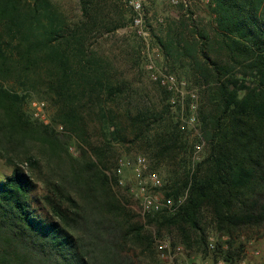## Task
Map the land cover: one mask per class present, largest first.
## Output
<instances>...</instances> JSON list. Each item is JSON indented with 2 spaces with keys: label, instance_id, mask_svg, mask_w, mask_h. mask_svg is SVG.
I'll return each mask as SVG.
<instances>
[{
  "label": "trees",
  "instance_id": "obj_1",
  "mask_svg": "<svg viewBox=\"0 0 264 264\" xmlns=\"http://www.w3.org/2000/svg\"><path fill=\"white\" fill-rule=\"evenodd\" d=\"M174 5L178 15L159 23L155 39L166 71L196 97L205 140L198 161L168 92L140 82L141 40L120 56L104 48L132 22L127 0H77L74 16L53 0H0V102L21 118V99L9 83L4 87L8 80L26 97L31 92L49 103L54 118L80 139L87 138L90 124L100 138L88 143L93 158L77 163L65 179L80 197L78 205L67 200L75 210L48 199L52 217L44 214L34 181L18 167L0 179V264L154 262L152 231L135 221L112 187L116 144L144 148L153 169L164 173L163 196L186 194L175 213L148 215L146 221L158 233L175 229L186 251L207 256L205 213L229 238L228 249L215 245L224 262L240 256L234 234L264 236V0H207L206 22L186 2ZM118 59L128 68L121 69ZM131 70L139 75L131 78ZM18 123L57 140L47 126Z\"/></svg>",
  "mask_w": 264,
  "mask_h": 264
},
{
  "label": "rangeland",
  "instance_id": "obj_2",
  "mask_svg": "<svg viewBox=\"0 0 264 264\" xmlns=\"http://www.w3.org/2000/svg\"><path fill=\"white\" fill-rule=\"evenodd\" d=\"M53 2L58 4L59 8L68 16H74L77 14V0H53ZM186 5L187 8L193 12L196 19H204V22L208 21L207 0H186ZM143 9L145 13V25L151 35V49H158L159 51V54L157 51L153 54L154 62L158 68L166 71L162 62L160 49L156 45L155 37L158 36L157 29L159 23H161L166 17L178 15L179 6L174 5L172 0H143ZM136 39L139 38L136 36L130 24V26L118 30L115 36L110 38L109 41H106V43H104V48L109 52L111 50L112 54L120 56L121 50L130 45ZM118 66L123 70L128 68L120 59H118ZM142 71L143 72L140 75L141 84L153 86L155 83L149 79L145 70V65L142 67ZM128 72L130 73L131 78L134 77L135 73H138L139 75L137 70H131ZM177 79L185 82L178 77ZM0 81L4 82L2 80ZM8 83L9 87L15 91L19 95V99H21L19 102L21 118L18 116H12V114L8 113V102H0V179L9 176L14 167H18L28 174L34 181L36 185L34 197L38 199L39 207L44 214L52 217L48 199L55 200L64 208L75 210L74 205L67 200L68 198H71L78 205L81 204L80 197L76 194L73 188L68 186V182H65V179H69L72 174V168L77 163L84 164L89 161V158H93L89 145L94 143L97 144L98 141H100L99 135L93 133L95 125L90 124L88 127V139H80L77 134L74 135L70 131L68 126L61 123L56 117L54 118V113L49 103L40 99L38 95L31 94V92L28 93L30 96L26 97L16 83L11 84L8 80L4 83V87L7 90ZM185 91L187 93H192L191 90H187L186 82ZM168 94L170 97V93ZM23 97L25 98L23 99ZM186 100L189 102H187L182 114L179 113L177 109H172V114L178 123L179 130L186 135L190 145L193 146L199 139H201L204 149L205 140L202 136L198 120L197 104L195 101L196 97L191 99L186 95ZM34 103L44 104L43 108L38 113L40 117L35 116V113H37L38 110L33 106ZM191 105L194 106L193 109L191 108ZM187 106L188 108L186 109ZM180 114L183 118L194 115L197 122L195 128L193 129L184 123L183 120H181ZM18 119H20V122H24V124L26 122H29L30 124L32 123L33 127L40 124L49 127L51 131L57 135V137H55L57 140L52 142L47 138H44L39 132L35 131V129H32V131L29 130V128L27 129L29 126H26V128L20 127ZM86 139L88 140L87 142H85ZM114 151V157L117 161L121 158L132 159L137 155L144 156L147 159L149 170L157 173L160 177L161 187L156 189V191L164 193L162 190L164 185V173L162 170L153 169L151 159L149 158L148 153L145 152L144 148L126 143L124 145H114ZM202 151L194 161H198L201 158L200 154ZM30 157L32 158L31 164L29 162ZM33 162L35 163V166L32 165ZM106 174L112 176L113 170L111 172L106 171ZM115 177L117 181L118 177L116 175ZM123 181L127 185L132 183V174L127 169L124 170ZM112 187L114 193L118 195L123 201L122 203L125 207L130 210L132 215H134L135 221L143 224L148 231H152L151 233L155 238L153 250L155 260L148 264H197V260L200 261L199 264H220L221 262H224L222 258L223 255L220 252H216L215 254V248L209 249V246L206 257L200 256L194 251H186L182 243V238L175 229L170 230L169 228H162L158 233V228L150 226L146 222L147 217L140 214L139 201L130 194L127 187L119 186L117 182L115 184L112 183ZM180 197L186 198V194ZM201 227L205 230L207 235L208 245L209 243H212L214 246L217 245L220 249L218 251L228 249V245L221 239L222 234L217 233L216 226L206 213L204 214V221L201 224ZM223 236L225 235H222V237ZM193 240L194 237L192 236L190 237L189 242ZM156 241L168 242L171 252L178 246H180L183 251L180 255H177L173 263H171L169 260L160 257L156 247ZM232 241L233 247L236 245H242L240 256L238 259H235L236 262L246 259L250 264H264V236L257 235L254 231H243L234 234ZM253 251L260 252L259 256L253 257Z\"/></svg>",
  "mask_w": 264,
  "mask_h": 264
},
{
  "label": "built area",
  "instance_id": "obj_3",
  "mask_svg": "<svg viewBox=\"0 0 264 264\" xmlns=\"http://www.w3.org/2000/svg\"><path fill=\"white\" fill-rule=\"evenodd\" d=\"M185 3L186 0H172L173 4L176 3ZM128 6L133 12L131 27L133 28L136 36L141 40L142 48V57L145 62V70L149 79L165 89L170 93L169 104L172 109H177L179 113L182 114L186 106V95L191 99L195 98L193 93H187L185 91V82L179 81L175 75L166 72L163 69H160L156 66L154 62L153 54H159L158 49H151V35L148 28L145 25V13L143 9V0H127ZM33 106L37 108V113L35 116L40 117L38 113L43 108V103H34ZM193 109L194 106L191 105ZM180 114L181 120L186 123L188 126L195 128L197 122L194 115L183 116ZM43 118V117H42ZM199 139V138H198ZM203 149V143L199 139L193 145V160L197 158L199 153ZM129 170L132 174V183L127 185L123 181L124 170ZM115 175L118 177L117 184L122 187H127L130 194L133 195L140 204V214L142 216L154 215L156 213H167L173 214L181 205L185 197H180L176 201L172 198H167L162 195L160 191H156L161 187V180L157 173L151 172L148 167L147 159L142 155H137L130 158H121L117 162V167L115 169ZM223 242L229 240L228 237H221ZM209 249H214L215 246L212 243H209ZM156 247L161 258H165L173 263L177 255H180L183 249L178 246L174 248L171 252L170 245L168 242H159L156 241ZM258 251H253V257L259 256ZM220 264H250L248 260H240L238 262H221Z\"/></svg>",
  "mask_w": 264,
  "mask_h": 264
},
{
  "label": "water",
  "instance_id": "obj_4",
  "mask_svg": "<svg viewBox=\"0 0 264 264\" xmlns=\"http://www.w3.org/2000/svg\"><path fill=\"white\" fill-rule=\"evenodd\" d=\"M196 263H197V264H199V263H200V261H199V260H197V261H196Z\"/></svg>",
  "mask_w": 264,
  "mask_h": 264
}]
</instances>
